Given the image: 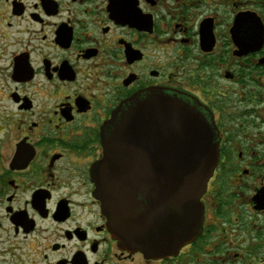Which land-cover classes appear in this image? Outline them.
I'll list each match as a JSON object with an SVG mask.
<instances>
[{
    "label": "flooded vegetation",
    "instance_id": "af4514ba",
    "mask_svg": "<svg viewBox=\"0 0 264 264\" xmlns=\"http://www.w3.org/2000/svg\"><path fill=\"white\" fill-rule=\"evenodd\" d=\"M150 92L218 139L201 229L161 257L112 235L95 171ZM0 264H264V0H0Z\"/></svg>",
    "mask_w": 264,
    "mask_h": 264
},
{
    "label": "water",
    "instance_id": "95a60500",
    "mask_svg": "<svg viewBox=\"0 0 264 264\" xmlns=\"http://www.w3.org/2000/svg\"><path fill=\"white\" fill-rule=\"evenodd\" d=\"M110 123L95 169L108 228L146 256L171 255L201 229L199 198L218 156L213 121L181 98L150 92L125 101Z\"/></svg>",
    "mask_w": 264,
    "mask_h": 264
}]
</instances>
